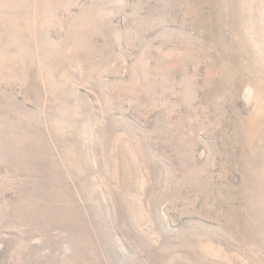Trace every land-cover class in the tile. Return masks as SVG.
Instances as JSON below:
<instances>
[{
    "label": "rangeland",
    "instance_id": "374dc122",
    "mask_svg": "<svg viewBox=\"0 0 264 264\" xmlns=\"http://www.w3.org/2000/svg\"><path fill=\"white\" fill-rule=\"evenodd\" d=\"M0 264H264V0H0Z\"/></svg>",
    "mask_w": 264,
    "mask_h": 264
}]
</instances>
